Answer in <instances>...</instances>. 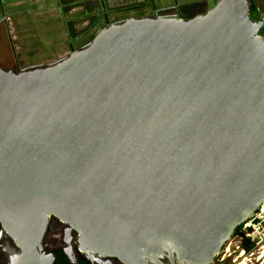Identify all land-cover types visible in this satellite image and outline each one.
<instances>
[{"label": "water", "instance_id": "obj_1", "mask_svg": "<svg viewBox=\"0 0 264 264\" xmlns=\"http://www.w3.org/2000/svg\"><path fill=\"white\" fill-rule=\"evenodd\" d=\"M263 22L248 0H217L191 18L110 22L44 65L0 66L9 263H53L50 216L96 259L212 262L264 201Z\"/></svg>", "mask_w": 264, "mask_h": 264}, {"label": "rangeland", "instance_id": "obj_2", "mask_svg": "<svg viewBox=\"0 0 264 264\" xmlns=\"http://www.w3.org/2000/svg\"><path fill=\"white\" fill-rule=\"evenodd\" d=\"M132 0H115L114 2L121 4H128ZM155 5L164 4H176L179 5L184 0H148ZM48 10L45 13L36 15L35 11L38 3L32 1H26L25 3H15L12 0H3L0 4V14L9 13L12 16H27L32 24L43 23L48 27L47 30L41 31V34L36 37H27L21 35L19 38L24 39L19 49L15 48L14 54L18 59V65L13 70H19L31 66H40L46 63L53 62L62 56L68 54L71 50L79 48L81 45L88 42L98 31L97 29L101 25V21L92 22L86 16V10L82 7L71 13H66L68 19L65 21L68 25V29H62L60 26L61 18L56 8V0H46ZM105 5V3H104ZM184 5V4H181ZM54 7V10L52 9ZM85 15L84 17H81ZM72 25L76 27V34L73 33ZM87 27V28H86ZM91 27V28H90ZM90 28V29H88ZM2 43L1 49H5V45L8 46V40L5 37H0ZM27 38H31L32 41H27ZM8 48V47H7ZM8 52V51H5ZM242 228L245 232L248 229ZM259 225V232L264 231V220ZM250 227V226H249ZM244 237H248L243 234ZM240 234L231 235V237L224 243L220 252L214 257L213 261L209 264H264V240L259 244L250 241L249 250H245L239 246L241 239ZM243 249V250H242Z\"/></svg>", "mask_w": 264, "mask_h": 264}, {"label": "flooded vegetation", "instance_id": "obj_3", "mask_svg": "<svg viewBox=\"0 0 264 264\" xmlns=\"http://www.w3.org/2000/svg\"><path fill=\"white\" fill-rule=\"evenodd\" d=\"M114 1L115 0H90L87 3L81 4L84 7L83 9L86 10V17L89 20L92 22L97 20L102 22L97 30L110 22L132 16L191 18L207 11L217 0H184V2L181 3L184 5H176L174 3L155 5L148 0H132L126 5H119V3ZM248 3L249 15L256 21L263 19L264 0H248ZM258 33L264 37V22L259 26ZM244 228H246V225H244ZM77 237V233L64 224V222L50 216L42 242L43 251H53L56 254L52 264H75L65 252V249L69 245L75 250V256L78 258L77 264H79V261H83L85 264H121L118 260L108 262L104 258L96 259L92 256L83 254L77 248ZM242 239L239 246L245 249ZM11 242V238L5 234L3 227L0 225V264H11L9 261L13 263L16 260V255H13V250L11 249ZM250 245H252L251 241Z\"/></svg>", "mask_w": 264, "mask_h": 264}, {"label": "crops", "instance_id": "obj_4", "mask_svg": "<svg viewBox=\"0 0 264 264\" xmlns=\"http://www.w3.org/2000/svg\"><path fill=\"white\" fill-rule=\"evenodd\" d=\"M0 0V4H1ZM15 3H25L26 1H29L31 3L34 1L35 3H38V6L36 8L35 14L39 15L42 13L47 12L48 6L46 3V0H12ZM90 0H56V8L59 13V16L61 18L60 26L62 29H68V25L66 24V20L68 19V16H66V13H71L73 11H76L78 9H81L83 7V3H87ZM54 10V7L52 8ZM42 16V15H39ZM85 15H82L81 17H84ZM46 21L43 23H37L32 24L27 16H17L9 14V13H1L0 14V37H5L8 40V46L5 45V49L0 48V66L4 67L6 69H14L17 67L18 59L14 54L15 48L19 49L21 47V44L24 39L19 38L21 35L27 36V37H36L41 34V31H45L48 29L47 26H45ZM73 33L76 34V27L75 25H72ZM1 39V38H0ZM27 41H32L31 38H27ZM2 43L0 41V47ZM8 47V48H7ZM8 51V52H5Z\"/></svg>", "mask_w": 264, "mask_h": 264}, {"label": "built area", "instance_id": "obj_5", "mask_svg": "<svg viewBox=\"0 0 264 264\" xmlns=\"http://www.w3.org/2000/svg\"><path fill=\"white\" fill-rule=\"evenodd\" d=\"M264 220V201L259 204L257 209L244 221L245 225H248V229L244 232V234L251 238L252 241L259 244L264 240V231L259 232L258 228L260 223ZM264 230V228H263ZM246 237V238H248ZM243 250V249H242Z\"/></svg>", "mask_w": 264, "mask_h": 264}, {"label": "trees", "instance_id": "obj_6", "mask_svg": "<svg viewBox=\"0 0 264 264\" xmlns=\"http://www.w3.org/2000/svg\"><path fill=\"white\" fill-rule=\"evenodd\" d=\"M244 225H245L244 222H242L239 225H237L235 227L234 232H233L232 235L238 233L241 236H243L244 232L241 229L244 228ZM242 242H243V246L245 247V249L248 250L250 248V241H249V239L243 236ZM79 264H85V262L79 261Z\"/></svg>", "mask_w": 264, "mask_h": 264}, {"label": "bare ground", "instance_id": "obj_7", "mask_svg": "<svg viewBox=\"0 0 264 264\" xmlns=\"http://www.w3.org/2000/svg\"><path fill=\"white\" fill-rule=\"evenodd\" d=\"M243 264V263H242Z\"/></svg>", "mask_w": 264, "mask_h": 264}]
</instances>
